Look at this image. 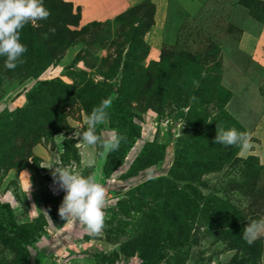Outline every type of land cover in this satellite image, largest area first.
Segmentation results:
<instances>
[{
  "label": "rangeland",
  "instance_id": "rangeland-1",
  "mask_svg": "<svg viewBox=\"0 0 264 264\" xmlns=\"http://www.w3.org/2000/svg\"><path fill=\"white\" fill-rule=\"evenodd\" d=\"M159 1L81 24L78 8L43 0L50 15L20 30L16 67L0 57V264H264V235L243 238L264 213L260 140L225 78L235 69L264 95V0ZM106 95L96 133L124 136L112 152L72 137ZM217 128L248 147L215 143ZM56 166L104 186L99 234L60 217Z\"/></svg>",
  "mask_w": 264,
  "mask_h": 264
},
{
  "label": "clouds",
  "instance_id": "clouds-1",
  "mask_svg": "<svg viewBox=\"0 0 264 264\" xmlns=\"http://www.w3.org/2000/svg\"><path fill=\"white\" fill-rule=\"evenodd\" d=\"M49 10L43 0H0V57L5 59V67L13 69L16 62L27 51L20 40V30L28 23L44 20L49 17ZM49 31H55L50 28ZM110 99H104L93 108L85 118L87 129L81 131L84 125L75 126L72 137H78L85 147L100 145L105 152L116 151L124 136L112 131L107 136L96 133L97 125L106 124L108 113L106 109ZM211 121V120H210ZM247 135L235 128L218 129L214 137L215 143L225 146L239 145L248 147ZM87 168L93 167L95 155L85 153L81 161ZM52 167V166H49ZM52 178L63 189L64 195L58 213L61 218H77L89 234H99L104 227V204L106 192L104 186L92 176H85L70 167L56 166L52 170ZM264 233V218L249 221L243 231V238L251 244Z\"/></svg>",
  "mask_w": 264,
  "mask_h": 264
},
{
  "label": "crops",
  "instance_id": "crops-1",
  "mask_svg": "<svg viewBox=\"0 0 264 264\" xmlns=\"http://www.w3.org/2000/svg\"><path fill=\"white\" fill-rule=\"evenodd\" d=\"M65 1L70 2L72 6L79 9L80 23L84 24L93 20L100 21L112 18L126 8L140 3L142 0ZM151 1L161 12L164 8L162 3L159 0ZM160 12L157 15L158 20L160 19ZM263 37L264 36H261L260 39H264ZM258 39L259 37L256 38V42L259 41ZM244 41L247 46L252 42L255 43L250 37L245 38ZM151 48L155 49V46L153 45ZM250 48H253V46L250 45ZM225 78L230 83L233 90L232 98L241 102V105H237L238 107L236 106L237 108L235 107L236 109L234 108L233 112H235V116L240 118L241 122L244 123L246 129L259 138L260 142L257 144L254 152L258 156L260 163L264 164V95H261L255 86H249L247 89V84L250 81L249 77L246 75L243 76L235 69L226 71ZM234 103L229 105H236ZM262 218H264V213ZM262 234L264 235V233Z\"/></svg>",
  "mask_w": 264,
  "mask_h": 264
},
{
  "label": "trees",
  "instance_id": "trees-1",
  "mask_svg": "<svg viewBox=\"0 0 264 264\" xmlns=\"http://www.w3.org/2000/svg\"><path fill=\"white\" fill-rule=\"evenodd\" d=\"M66 2H68V1H66ZM68 3H70V2H68ZM70 4H71V3H70ZM71 5H72V4H71ZM78 10H79V9H78ZM134 22H137V24H139V26H141V24H142V19H136ZM148 25H149V23L146 24V26H145L143 29H144V30H147ZM132 30L135 31L136 28L133 27ZM132 35H134V34H132ZM132 40L135 41V42H137L135 36H133ZM140 45H141V47L143 48V51L146 52V50H147V44H146L145 42H143V41H140ZM26 61H27L26 68H29V69H30V68H31V65H32V63H33V59H32V57H29V59H27ZM34 61H35V60H34ZM42 68H43V66L38 67V69H34V68H33V70H29V72H30L31 75H32V74H35V71L40 70V69H42ZM104 99H107V95L104 97ZM140 188H141V187H140Z\"/></svg>",
  "mask_w": 264,
  "mask_h": 264
}]
</instances>
